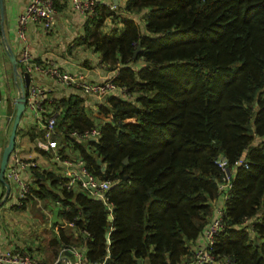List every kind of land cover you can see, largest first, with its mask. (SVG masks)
Instances as JSON below:
<instances>
[{
    "label": "trees",
    "instance_id": "obj_1",
    "mask_svg": "<svg viewBox=\"0 0 264 264\" xmlns=\"http://www.w3.org/2000/svg\"><path fill=\"white\" fill-rule=\"evenodd\" d=\"M95 11L83 39L118 71L116 88L98 106L104 117L75 97L55 106V125L112 185L106 199L52 193L75 228L60 238L83 243L90 264H182L223 194V159L225 226L211 247L218 262L205 264H264V0H126L123 13ZM106 16L120 26L103 30ZM93 127L96 139L70 134Z\"/></svg>",
    "mask_w": 264,
    "mask_h": 264
},
{
    "label": "crops",
    "instance_id": "obj_2",
    "mask_svg": "<svg viewBox=\"0 0 264 264\" xmlns=\"http://www.w3.org/2000/svg\"><path fill=\"white\" fill-rule=\"evenodd\" d=\"M29 2L30 0H0V95L2 98L0 155L10 133L20 84L25 81V70L18 64L19 74H16L11 56H14L17 61L24 46V42L17 33L16 17ZM96 2L116 13L125 12L126 0H96ZM53 6V24L49 34H44L39 24L32 20L26 27V41L35 53L36 61L54 62L68 72L82 71L95 81L106 80L112 72L101 61L100 52L83 39L88 16L73 10L70 0H54ZM139 19L141 20V17ZM118 20L115 21L110 16H106L103 30L108 31L114 25L120 26ZM4 33L10 54L6 52L3 43L2 34ZM34 79L46 85L47 99H49L46 105L57 110L59 116L60 108L58 110L55 106L59 107L62 100L74 101L75 97H78L80 98L78 105L84 107L88 114L97 119L104 117L102 113H99L98 106L103 103L109 92L100 96L83 93L76 87L58 83L53 78L41 74H36ZM63 131H65L64 126L59 128L55 125L50 138L56 139L57 147H48L49 138L45 136L42 121L31 114L26 107L24 108L17 126L12 152L25 160L34 162L35 165L27 166L22 170L23 180L30 189L26 196L20 195L18 186L8 179L5 173V181L0 180V251L30 252L38 256L45 264H54L59 258L65 257L68 251L65 248L69 246H75L84 252L83 243H64L60 238L61 231L69 228L75 230V228L64 216L65 203L52 194L57 193L62 197L60 186L53 184V178L46 177L47 174L65 176L67 167L62 160L64 158L72 160V168H77L79 160L83 159L80 151L74 148L70 141L64 140ZM55 152L61 154L60 158H56ZM70 190L74 193L70 198L72 201H74L75 193L80 191L88 193L77 186ZM220 204L218 200L215 209ZM79 231L87 235L85 229H79ZM203 233L189 243L191 250L204 243ZM56 264H77V258L70 252L67 259H62ZM81 264L90 263L84 259Z\"/></svg>",
    "mask_w": 264,
    "mask_h": 264
},
{
    "label": "built area",
    "instance_id": "obj_3",
    "mask_svg": "<svg viewBox=\"0 0 264 264\" xmlns=\"http://www.w3.org/2000/svg\"><path fill=\"white\" fill-rule=\"evenodd\" d=\"M54 0H30L24 10L17 14V33L18 36L24 42L19 56L17 58V64H20L25 72L29 75V84L24 91L26 101L25 107L27 110L42 121V127L45 131V136L48 139L47 146L50 148L57 147L56 139L50 138V133L55 127L58 111L53 107L46 105L49 99H47L48 89L45 84L34 79L36 74L46 75L53 78L55 81L61 84L70 85L80 89L83 93H90L95 95H105L112 89L116 88V85L112 81L113 75H110L104 81H95L87 77L82 71L68 72L63 70L59 65L54 62H38L35 59V53L29 47L25 31L27 24L30 20L39 24L41 31L44 34H49L53 24L54 14ZM96 0H70V4L73 10L82 13L87 16H92L96 13L95 6ZM113 73H118L114 71ZM124 93V89H120ZM2 101L0 95V102ZM70 134L78 139L86 140L88 138H96L99 135L97 127L86 129L82 132L75 130L70 131ZM56 158H60L61 154L55 152ZM66 169L65 181L59 183L60 187H64L70 190L72 187L77 186L80 189L87 191L88 193L98 196L101 199H106V191L112 185V180L109 178H101L93 174L85 165L83 159L79 160L78 167L72 168V160L69 158L62 159ZM237 164H243V158H239L236 161ZM217 164L223 169L225 173L224 182L221 185L223 188V194L219 198L221 204L215 209V214L205 227L203 236L204 243L197 245L193 248L191 253L186 256L182 264H205V263H217L218 258L211 251L214 238L219 230L225 226L223 222L224 200L228 197V191L231 189V172L226 166V161L220 159ZM35 163L30 160H25L17 153L11 152L10 164L5 170V175L8 179L13 181L19 188L20 195L26 196L29 194V185L23 180L22 170L27 166H34ZM248 222V217L243 216L242 224ZM70 224H73L70 222ZM84 230V229H83ZM65 250L73 253L77 258V264H81L84 261L83 252L75 246L66 247ZM0 264H45L38 256L31 254L30 252H20L5 250L0 251ZM99 264V263H94Z\"/></svg>",
    "mask_w": 264,
    "mask_h": 264
},
{
    "label": "water",
    "instance_id": "obj_4",
    "mask_svg": "<svg viewBox=\"0 0 264 264\" xmlns=\"http://www.w3.org/2000/svg\"><path fill=\"white\" fill-rule=\"evenodd\" d=\"M2 38H3V43L5 45L6 52L8 54H10L11 52H10V50L8 48V41L6 39L5 33L2 34ZM140 49H141L140 46H137V48L134 50L133 55L135 56L136 53ZM11 60H12V62L14 64L15 73L19 74L18 64H17V61H16L15 57L11 56ZM24 79H25V81H24V83L22 82L20 84V87H19V90H18V95H17L16 100H15V111H14V115H13V120H12L10 133H9V136H8V139H7L6 143L3 146V149H2V152H1V155H0V180L3 181V182L5 181L4 173H5V170H6L7 165H8L10 154H11L13 148H14L17 126H18L19 120H20L21 115H22V113L24 111V108H25L26 97H25L24 91H25V89L27 88V86L29 84V75H28L27 72L24 73ZM92 139H96V138H92ZM127 159L128 158L125 157L123 159V162L126 163ZM98 162H100V160H98ZM69 254H70V252L66 251V256L62 257V258H59L54 264L60 262L62 259H67V256H69ZM108 260H109V258L107 257L105 259V262H107Z\"/></svg>",
    "mask_w": 264,
    "mask_h": 264
},
{
    "label": "rangeland",
    "instance_id": "obj_5",
    "mask_svg": "<svg viewBox=\"0 0 264 264\" xmlns=\"http://www.w3.org/2000/svg\"><path fill=\"white\" fill-rule=\"evenodd\" d=\"M138 20H140V19H139V17H138ZM115 71H116V70H115ZM111 72H112V73H111V75H112V74H114L113 76H115V75H116V73H113L114 71H111Z\"/></svg>",
    "mask_w": 264,
    "mask_h": 264
}]
</instances>
